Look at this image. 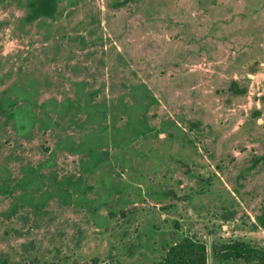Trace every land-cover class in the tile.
Returning a JSON list of instances; mask_svg holds the SVG:
<instances>
[{"label": "rangeland", "instance_id": "374dc122", "mask_svg": "<svg viewBox=\"0 0 264 264\" xmlns=\"http://www.w3.org/2000/svg\"><path fill=\"white\" fill-rule=\"evenodd\" d=\"M37 1L0 0V264H247L211 245L264 249V0Z\"/></svg>", "mask_w": 264, "mask_h": 264}, {"label": "trees", "instance_id": "16d2710c", "mask_svg": "<svg viewBox=\"0 0 264 264\" xmlns=\"http://www.w3.org/2000/svg\"><path fill=\"white\" fill-rule=\"evenodd\" d=\"M56 2L57 0H38L33 4L34 14L36 16L51 14ZM122 5V2L116 3L117 7ZM211 253L215 258L224 261L241 260L247 264H264V249L242 240L212 244ZM154 264H207V247L203 242L184 236L169 246L162 258Z\"/></svg>", "mask_w": 264, "mask_h": 264}]
</instances>
